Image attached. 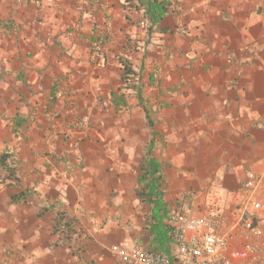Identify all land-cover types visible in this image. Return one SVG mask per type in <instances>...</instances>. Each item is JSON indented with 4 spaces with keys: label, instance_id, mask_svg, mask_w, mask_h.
Listing matches in <instances>:
<instances>
[{
    "label": "crops",
    "instance_id": "obj_1",
    "mask_svg": "<svg viewBox=\"0 0 264 264\" xmlns=\"http://www.w3.org/2000/svg\"><path fill=\"white\" fill-rule=\"evenodd\" d=\"M168 1L146 44L144 9L127 0H0V152L20 176L0 183V264H121L123 245L178 257L137 194L145 107L169 210L264 230V181L246 185L264 175V0ZM120 54L144 66V105L120 97ZM59 213L70 228L55 231Z\"/></svg>",
    "mask_w": 264,
    "mask_h": 264
},
{
    "label": "built area",
    "instance_id": "obj_2",
    "mask_svg": "<svg viewBox=\"0 0 264 264\" xmlns=\"http://www.w3.org/2000/svg\"><path fill=\"white\" fill-rule=\"evenodd\" d=\"M95 56L105 60V52L96 45ZM89 116H84L79 126L85 127ZM264 181V175L250 171L246 185L255 189ZM254 210L261 203L252 201ZM169 224L178 245V257L141 246H118L115 249L121 264H264V230L255 217L241 215L228 224L226 214L195 215L185 210H175Z\"/></svg>",
    "mask_w": 264,
    "mask_h": 264
},
{
    "label": "trees",
    "instance_id": "obj_3",
    "mask_svg": "<svg viewBox=\"0 0 264 264\" xmlns=\"http://www.w3.org/2000/svg\"><path fill=\"white\" fill-rule=\"evenodd\" d=\"M130 4L135 5L137 9H144L145 16L147 18V35L148 44L153 32L159 27L161 21L171 12V2L168 0H127ZM136 1V2H134ZM129 49L138 48V44H129ZM124 53V52H123ZM118 60L122 66L123 74L122 80L124 86L120 92L122 101L130 96L128 91H133L135 96L139 98L142 105L143 102V73L144 66L136 67L129 56L120 54ZM125 89V90H124ZM119 102L120 100H116ZM146 115L147 127L150 130L149 139L144 146V157L140 164L139 185L137 188V194L141 202H148L152 205V218L155 224L151 226L153 234L157 235L158 239L169 240L173 238L171 228L165 226L164 219H168L173 212L169 210L167 204L163 200V180L165 178L161 161L154 156V151L157 144V130L156 121L153 118L150 110L144 108ZM0 183L5 185H18L20 183V176L18 175L14 154L10 150L0 152ZM28 193L25 191L19 192L12 196V203H21L26 200ZM42 212V211H41ZM257 221V220H256ZM72 219H67L64 213H59L55 220V231L64 229V227L70 228ZM162 248V245H161Z\"/></svg>",
    "mask_w": 264,
    "mask_h": 264
},
{
    "label": "rangeland",
    "instance_id": "obj_4",
    "mask_svg": "<svg viewBox=\"0 0 264 264\" xmlns=\"http://www.w3.org/2000/svg\"><path fill=\"white\" fill-rule=\"evenodd\" d=\"M107 40V39H106ZM130 45H129V43H128V47H129ZM137 46H142V44H138ZM134 49V50H133ZM131 50V52L132 51H136L137 50V48H131L130 49ZM133 59V58H132ZM141 65V63L139 64V66ZM164 68L162 67V70H163ZM146 83H148V75H146V76H144L143 77V85L145 84L146 85ZM124 86V84H123V82H122V87ZM148 88H149V85H147V87H146V90H148ZM125 90V89H124ZM128 94L130 95V96H128L127 98L129 99V100H132L133 98H136V96H135V93L133 92V91H128ZM146 126H144V123H143V127H142V129H143V131H145V133H146V131H148V130H146V128H145ZM148 141V139L145 141V142H147Z\"/></svg>",
    "mask_w": 264,
    "mask_h": 264
}]
</instances>
